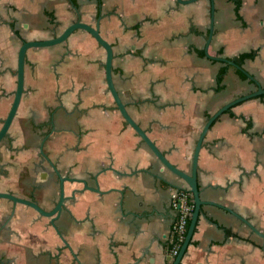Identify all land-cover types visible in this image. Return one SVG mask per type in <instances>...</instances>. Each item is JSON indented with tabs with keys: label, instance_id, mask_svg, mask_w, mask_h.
I'll use <instances>...</instances> for the list:
<instances>
[{
	"label": "crops",
	"instance_id": "obj_1",
	"mask_svg": "<svg viewBox=\"0 0 264 264\" xmlns=\"http://www.w3.org/2000/svg\"><path fill=\"white\" fill-rule=\"evenodd\" d=\"M82 20L112 45V78L130 116L190 172L198 134L222 104L255 88L205 54L210 0H0V126L16 87L17 50ZM255 50L243 68L264 86V0H214L211 55ZM221 50V53L218 51ZM202 51V53H201ZM105 50L84 29L26 51L24 90L0 141V264H168L171 187L187 183L125 122L107 88ZM201 204L182 264H264V94L210 124L197 161ZM98 188V191L92 187ZM77 190L74 192V190ZM74 195V196H73Z\"/></svg>",
	"mask_w": 264,
	"mask_h": 264
},
{
	"label": "water",
	"instance_id": "obj_2",
	"mask_svg": "<svg viewBox=\"0 0 264 264\" xmlns=\"http://www.w3.org/2000/svg\"><path fill=\"white\" fill-rule=\"evenodd\" d=\"M185 2H192L195 0H183ZM213 24H214V0H210V22L208 26V36L206 38V46H205V54L209 58H215L222 62H225L229 65H232L236 68L244 69L243 66L238 65L233 61L229 56L223 55H211L208 52V45L213 35ZM84 29L89 32L95 40L104 48L105 50V60H104V73H105V80L107 88L114 100V103L119 110L120 114L124 118L125 122H127L135 132L141 137V139L146 143V145L150 148V150L156 155V157L161 161V163L169 168L172 172H174L177 176L182 178L188 185V190L192 194L193 200V209L190 215L189 223L187 225L186 233L183 239V242L179 248L177 254L171 258L170 264H178L181 262L184 254L186 253L187 246L191 240L192 234L194 232V228L196 225L197 217L200 211L201 204L206 202L200 197V189L197 183V161L199 156V151L203 143L204 136L206 131L208 130L212 121L222 112L227 110L229 107L237 104L240 101H243L247 98L257 96L260 94H264V86L261 82L254 77L252 74L246 71L247 77L253 80L255 83V88L249 92H245L240 94L233 99L229 100L228 102L222 104L215 112H213L203 124L198 137L196 139V143L192 152L191 158V170L190 172H185L174 164H172L164 155V153L157 147L154 141L146 134V132L138 125V123L130 116L128 113L121 96L116 89L113 78H112V59H113V49L110 42H108L99 32L98 24L92 25L82 20H75L68 25H66L59 33L55 34L54 36L43 38V39H25L21 42L17 50V61H16V87L14 89V95L12 98V102L8 109L6 116L2 120V124L0 126V141L6 136L9 125L16 113V109L18 107L21 95L24 90V67H25V57L26 51L30 47H40V46H50L57 43H61L66 41L67 37L75 30V29ZM49 163L55 169L58 177H59V192L58 198L54 206L50 209H45L40 206L34 200L29 198H25L16 194H13L10 191H0L1 198H7L14 202H21L27 204L34 209H36L40 214L49 216L52 225L55 227L57 232L60 236H62L58 230V227L55 223V220L60 215L62 208L64 206V201L67 199L68 196L64 193V180H76L82 181L83 184L86 186V180L83 178H74L69 176H64L60 173V171L56 168L53 162L48 159ZM94 190L98 191V188L92 187ZM78 190V189H77ZM76 189L74 192L77 191ZM74 196V195H73ZM241 219L257 234L264 237V232L256 227L254 224L250 223L246 218L241 217ZM170 258V256H168Z\"/></svg>",
	"mask_w": 264,
	"mask_h": 264
},
{
	"label": "built area",
	"instance_id": "obj_3",
	"mask_svg": "<svg viewBox=\"0 0 264 264\" xmlns=\"http://www.w3.org/2000/svg\"><path fill=\"white\" fill-rule=\"evenodd\" d=\"M170 205L175 212L169 234L167 236V252L173 258L183 242L190 215L193 209L191 192L186 188L171 187Z\"/></svg>",
	"mask_w": 264,
	"mask_h": 264
},
{
	"label": "trees",
	"instance_id": "obj_4",
	"mask_svg": "<svg viewBox=\"0 0 264 264\" xmlns=\"http://www.w3.org/2000/svg\"><path fill=\"white\" fill-rule=\"evenodd\" d=\"M72 1H74V0H72ZM232 1L236 4V9H237V7L239 6L241 0H232ZM221 52H222L221 50L218 51V53H221ZM201 53H202V51H201ZM254 55H255V50L251 49V50L239 52V53L233 55L230 58L233 61H235V63H237L238 65L242 66V64L244 63V60L246 58H252ZM230 66L231 65H229L227 63H225L222 66H220V68H219V70H218V72L216 74V81H217L218 88H221L223 77H224V75L226 73L227 68L230 67ZM235 70H236V72H237V74L239 75L240 78H242V79L248 78L245 69L235 68ZM231 107H229L227 110L229 111ZM167 247L168 246H167V243H166V249H167ZM170 263H171V261L168 262V264H170ZM178 264H182V262H179Z\"/></svg>",
	"mask_w": 264,
	"mask_h": 264
},
{
	"label": "flooded vegetation",
	"instance_id": "obj_5",
	"mask_svg": "<svg viewBox=\"0 0 264 264\" xmlns=\"http://www.w3.org/2000/svg\"><path fill=\"white\" fill-rule=\"evenodd\" d=\"M64 176H66V175H64ZM68 180V179H67ZM65 181V180H64ZM58 184H59V177H58ZM58 192H59V189H58ZM58 198V197H57ZM57 201V200H56ZM56 203V202H55ZM61 214V213H60ZM60 216V215H59ZM58 216V217H59Z\"/></svg>",
	"mask_w": 264,
	"mask_h": 264
}]
</instances>
